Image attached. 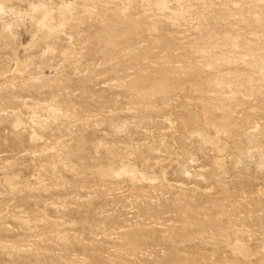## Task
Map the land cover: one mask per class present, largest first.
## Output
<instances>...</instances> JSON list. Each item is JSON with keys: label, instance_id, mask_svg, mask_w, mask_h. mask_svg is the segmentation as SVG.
<instances>
[{"label": "rangeland", "instance_id": "374dc122", "mask_svg": "<svg viewBox=\"0 0 264 264\" xmlns=\"http://www.w3.org/2000/svg\"><path fill=\"white\" fill-rule=\"evenodd\" d=\"M0 264H264V0H0Z\"/></svg>", "mask_w": 264, "mask_h": 264}]
</instances>
